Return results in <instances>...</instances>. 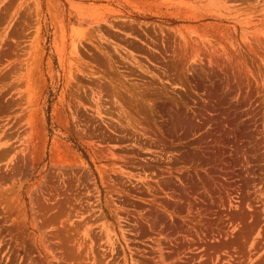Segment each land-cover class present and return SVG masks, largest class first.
I'll return each instance as SVG.
<instances>
[{
	"label": "rangeland",
	"instance_id": "rangeland-1",
	"mask_svg": "<svg viewBox=\"0 0 264 264\" xmlns=\"http://www.w3.org/2000/svg\"><path fill=\"white\" fill-rule=\"evenodd\" d=\"M0 264H264V0H0Z\"/></svg>",
	"mask_w": 264,
	"mask_h": 264
}]
</instances>
